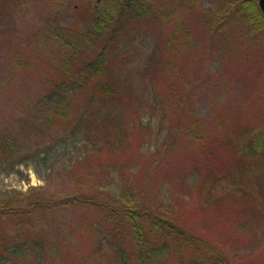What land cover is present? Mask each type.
<instances>
[{
  "label": "rangeland",
  "instance_id": "obj_1",
  "mask_svg": "<svg viewBox=\"0 0 264 264\" xmlns=\"http://www.w3.org/2000/svg\"><path fill=\"white\" fill-rule=\"evenodd\" d=\"M53 6L54 0H0V127L19 114L20 104L39 107L61 80L50 48L37 40L49 15L62 24L73 21ZM177 11L186 45L171 46L170 27L159 33L132 26L123 37L125 58L115 74L119 95L91 112L99 116L98 126L89 125L94 143L69 135L72 126L34 140L19 151L22 162L0 171V195L32 187L49 195L97 165L113 193L130 183L141 202L169 208L186 228L223 248L233 264H264V249L253 254L264 246V166L246 171L245 178L213 172L204 183L209 163L200 162L187 136L197 128L214 148L216 139L233 135L237 114L249 126L264 124V38L248 41L225 0H201L193 11ZM107 126L110 148L97 145ZM229 159L220 154L211 163L220 169ZM112 241L98 252L96 236L80 243L85 264L117 262ZM80 262L29 255L17 264Z\"/></svg>",
  "mask_w": 264,
  "mask_h": 264
},
{
  "label": "trees",
  "instance_id": "obj_2",
  "mask_svg": "<svg viewBox=\"0 0 264 264\" xmlns=\"http://www.w3.org/2000/svg\"><path fill=\"white\" fill-rule=\"evenodd\" d=\"M200 1L54 0L53 11L62 8L72 14L73 21L62 24L49 15L46 29L38 28L37 40L50 48L61 80L39 107L20 104L14 120L0 127V171L22 162L19 151L34 140H44L56 128L72 126L69 135L80 136L87 146L93 144L89 125L98 126L99 116L91 112L103 101L115 102L119 95L115 74L125 58L126 45L120 47L123 37H128L132 26L159 33L170 27L171 46L186 45L187 38L179 37L183 32L177 10L193 11ZM258 1L225 0L247 40L264 38V13ZM236 118L233 135L216 139L214 148L203 131L191 128L187 132L196 157L204 165L209 163L204 183L213 172L226 176L235 172L245 178L246 171L264 166V124L253 127L242 115ZM110 131L107 126L97 145L110 148ZM220 154L230 159L216 169L211 162ZM98 167L91 165L83 174L73 175L68 187L49 195L36 187L1 194L0 264L10 260L17 264L29 255L71 263L80 259L85 264L79 245L95 236L97 252L104 241L118 245L120 259L114 264H233L223 248L186 228L169 208L141 202L130 183L118 185L114 194ZM263 249L260 246L253 254Z\"/></svg>",
  "mask_w": 264,
  "mask_h": 264
},
{
  "label": "water",
  "instance_id": "obj_3",
  "mask_svg": "<svg viewBox=\"0 0 264 264\" xmlns=\"http://www.w3.org/2000/svg\"><path fill=\"white\" fill-rule=\"evenodd\" d=\"M258 3H259V6H260L262 12L264 13V0H259Z\"/></svg>",
  "mask_w": 264,
  "mask_h": 264
}]
</instances>
